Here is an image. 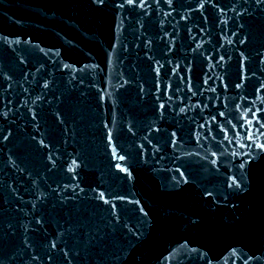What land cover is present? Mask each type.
Here are the masks:
<instances>
[{
    "label": "water",
    "instance_id": "1",
    "mask_svg": "<svg viewBox=\"0 0 264 264\" xmlns=\"http://www.w3.org/2000/svg\"><path fill=\"white\" fill-rule=\"evenodd\" d=\"M43 0H0V264H31L33 101Z\"/></svg>",
    "mask_w": 264,
    "mask_h": 264
}]
</instances>
